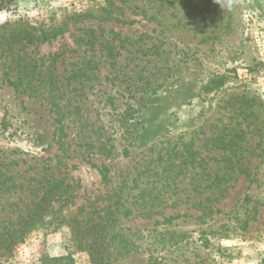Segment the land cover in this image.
Segmentation results:
<instances>
[{
	"label": "rangeland",
	"instance_id": "obj_1",
	"mask_svg": "<svg viewBox=\"0 0 264 264\" xmlns=\"http://www.w3.org/2000/svg\"><path fill=\"white\" fill-rule=\"evenodd\" d=\"M6 23L49 40L0 45V221L60 197L0 264H93L71 220L106 213L117 263L264 264V0H0Z\"/></svg>",
	"mask_w": 264,
	"mask_h": 264
},
{
	"label": "trees",
	"instance_id": "obj_2",
	"mask_svg": "<svg viewBox=\"0 0 264 264\" xmlns=\"http://www.w3.org/2000/svg\"><path fill=\"white\" fill-rule=\"evenodd\" d=\"M9 24L11 23H6L0 26V45L5 44V42L12 43L21 41H26L29 45H34L38 43L39 40L43 42L49 40V37L46 34L40 36V38L35 37L32 33L29 32H27L26 34H22V32L17 28V25H20L19 23H12L10 27L11 30H8L9 32H7ZM63 32L64 30H60L59 33L51 34L50 37L56 38L60 33ZM71 106L73 110L81 108V106L78 105L75 100H73V105ZM98 149L100 150L99 147ZM97 167L102 168V171L106 169L105 164H100ZM105 177L106 174L104 175V178ZM59 184L60 182H58V184L52 185L50 188H46L42 198L34 208V214L27 215L25 218H21L19 220L3 219L2 221H0V226L3 227V230L0 233V238H4L3 241H0V246L4 247V249L11 248V246H16V244L20 240L31 233L36 222L42 221V218L53 209L54 202L59 199ZM107 215L108 213H106L103 218L101 216H98L97 220H93L88 216V219L86 221L83 219H78L77 217L73 218L71 222L73 225L75 237L82 243L80 244L79 249L88 251L90 253L93 264H123L117 263L116 256H114V252L116 253V255H119L120 252L116 248L110 250V247L112 245L111 241L115 239V236H112L108 233V224L107 221H105L108 217ZM63 220L61 221V223L64 222ZM16 228L18 229L16 230ZM41 263L75 264V261L72 254L69 253L65 257H45L41 260Z\"/></svg>",
	"mask_w": 264,
	"mask_h": 264
}]
</instances>
